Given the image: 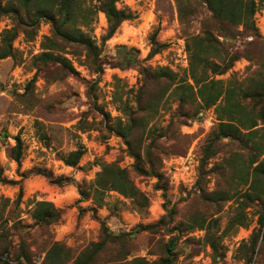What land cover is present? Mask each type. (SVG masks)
Returning a JSON list of instances; mask_svg holds the SVG:
<instances>
[{"label": "rangeland", "instance_id": "374dc122", "mask_svg": "<svg viewBox=\"0 0 264 264\" xmlns=\"http://www.w3.org/2000/svg\"><path fill=\"white\" fill-rule=\"evenodd\" d=\"M263 2L255 0L253 27H248L214 18L202 0H122L118 8H125L134 17L122 21L114 34L103 42L108 26L105 14L95 12V0H80L81 7L90 11L82 22L87 24L81 27L96 43L98 56L91 57L78 44H66L57 39L63 49L54 53L66 57L72 71L63 65L44 68L36 59L43 51V39L53 37L49 21L41 20L33 32L25 35L19 30L15 17L1 16L0 51L4 30L11 27L18 30L12 40V56L0 58V167L3 177L19 181L13 185L0 182V197L9 199L5 216L11 218L7 224L11 244L19 245L17 223L21 222L24 227L32 225L30 213L34 201L47 200L63 209V213L60 220L45 231H38L36 227L30 229L31 238L25 239L33 245L34 251L42 238L50 237L77 254L101 239L100 221L104 220L113 234L128 233L122 246H116L121 253L129 252L130 258L155 259L159 246L171 236L163 227H177L180 223V227H189L187 222L192 213L200 217L198 224L202 220L205 225L211 223V230L219 239L218 254L215 255L204 241L205 227L183 230L176 244V264H264V225L260 229L258 225V212L264 213V199L256 208L247 207V225L236 227L229 225L235 214L233 199L222 203L217 211L212 204L200 203L196 197L201 192L198 182L203 185L202 189L213 190L212 167L216 161L230 153L247 154L248 147L223 136L224 150L209 157L204 167L206 173L203 171L202 175L200 161L204 148L217 135L219 109L217 104L200 108V100L195 96L190 100L194 105L181 103L183 91L177 86L187 82L193 85L186 47L191 36L206 31L218 40L227 60L233 55L237 58L225 72L212 74L208 69L203 77L221 79L225 85L230 77L247 83L253 76L252 71L263 70ZM155 44L163 47L150 55ZM122 46L124 48H120ZM213 53L217 52L211 51L209 61L220 63V56ZM93 59L101 63L100 72H96ZM37 65L43 69L39 70ZM142 68H165L175 79L164 92L166 86L161 83L159 91L162 93L151 112H143L142 151L150 142L153 146L148 148L151 157L143 158L141 164L149 170L151 160L155 170L162 173L160 179L135 170L126 142L116 133L118 119L125 123L139 108L136 95L143 82ZM34 77L32 87H27ZM196 90L194 87L193 91ZM260 109L258 107L256 113ZM260 112L262 116L252 129L257 130L255 135L263 151L259 158L264 160V113ZM146 120L149 121L146 123ZM16 136L22 140L19 165L10 157ZM78 147L84 150L79 162L75 166L65 165L61 156ZM104 163L126 168L136 187L148 199L147 204L138 206L116 191H107L106 202L97 208L99 220L90 210L80 212L79 207L94 204L91 199L79 200L77 184L84 183L88 189ZM54 177L70 180L58 186L49 182ZM156 185L164 186L165 195ZM20 191L21 198L17 201ZM165 206H174L176 214L171 220L164 219L158 224L165 214ZM143 226L150 229L142 230ZM193 227H197L196 222ZM256 230L260 238L251 261L247 262L249 251L244 245L241 248V244H247ZM116 253L112 251L98 257L97 264H114L108 259L119 255ZM43 255L36 254L34 264H40Z\"/></svg>", "mask_w": 264, "mask_h": 264}, {"label": "trees", "instance_id": "16d2710c", "mask_svg": "<svg viewBox=\"0 0 264 264\" xmlns=\"http://www.w3.org/2000/svg\"><path fill=\"white\" fill-rule=\"evenodd\" d=\"M0 0V17L3 15H11L15 17L22 32L27 35L36 29L41 20H46L51 23V33L53 37H45L42 41V49L36 59L44 68L55 67L63 65L68 71L73 68L68 59L60 52L63 49L57 41L61 40L66 44H78L83 47L87 54L91 57L98 56V47L90 35L82 29L81 25L84 17L88 14L89 9L81 7L80 0H6L2 3ZM97 2L96 11H101L105 14L107 19V30L103 36L102 41L109 39L117 30L119 25L124 20H131L134 16L125 8H118L117 4L122 0H95ZM209 10L211 15L218 20H225L231 24L247 25L253 27L252 15L256 10L255 0H202ZM32 28V30H31ZM18 30L15 27L5 29L1 40L0 58L12 56V40L17 36ZM191 42L187 44L186 50L188 52V64L191 74L192 83H181L177 86L182 88L183 95H181V103L193 104L195 97L200 100V108L206 109L212 105L217 104L219 109L220 122L218 123L217 135L204 148L203 159L200 161V173L203 175L204 167L209 157L213 156L219 151L224 150V145L221 143L223 136L231 140L241 142L248 147L247 154L230 153L223 155L220 161H216L213 165V177L215 185L212 191H206L202 184L198 182L201 192L196 195L198 201L205 203L208 206L213 205L214 209L218 211L221 204L233 199L235 206V214L230 219V226H245L247 225L245 209L249 206L257 207L261 205L264 200V160L260 159L262 154L261 141L255 135L257 130L252 129L257 125V119L260 118L261 112L264 113V69L260 71L251 72V76L247 83L238 81L230 77L224 81L221 79L208 78L205 74L208 69L212 74H221L231 67L237 55L229 57L225 54L223 48H219L218 40L206 31L202 34H196L190 37ZM154 42V41H153ZM163 45H156L152 47L150 55L158 52ZM120 48H124L123 46ZM211 51L215 56L218 54L222 61L220 63L209 61ZM251 58V55L247 53ZM98 59V58H97ZM93 64L96 66V72H100L101 63L93 59ZM264 65V58L262 60ZM39 70L41 66L37 65ZM143 82L137 90L136 101L139 108L125 123L118 119L116 124V133L126 142L130 155L134 158V168L139 174L155 175L160 179L162 173L155 170L149 160L146 170L141 164V161L146 156L151 157V152L148 148L153 144L148 143L142 151L143 134L145 131V115L144 111L150 113L154 103L159 99V91L161 83L166 87H162L163 92L167 87L175 82L174 74L165 68L151 69L142 68ZM201 73V76L198 75ZM36 77L27 83V87H32ZM168 83V84H167ZM197 87L196 92L193 88ZM195 96L191 99V97ZM189 99V100H188ZM260 111L256 113L257 108ZM129 108V107H128ZM134 114V115H133ZM225 119H224V118ZM149 120H146V123ZM81 126V125H80ZM243 130H247L244 132ZM84 150L81 147L71 150L65 155L61 156V160L67 166H75ZM10 157L18 165L22 157V140L19 136L15 137V144L11 148ZM204 173H206L204 171ZM50 178V175L44 174ZM203 180V176H201ZM70 179L65 177H54L49 179V182L58 186L64 185ZM0 182L7 184H18L19 181L9 180L2 176V169L0 167ZM157 188L162 189L165 195L164 186L156 185ZM80 194V201L91 199L93 206L87 208H80V212L90 210L92 216L97 218V208L101 207L105 201V193L107 191H116L118 194L132 199L138 206L146 205L148 199L136 187L129 171L122 168L116 163H104L95 174L94 179L86 189L84 183L77 184ZM21 198V191L18 194L17 201ZM263 200V201H262ZM257 201V203H256ZM261 201V202H260ZM9 199L0 197V264H34V256L43 253V259L40 264H97L98 257L108 254L112 251H117L116 257H109V263L114 264H176L178 259V252L176 251L177 240L180 237V232L183 230L204 229L207 230L205 242L208 243L216 255L219 248V239L211 230V223L204 224L202 220L199 224L197 221L200 217L196 214H189V227H163L171 234L169 239L159 246L156 251L158 257L155 259H148L146 257H132L129 252L121 253L116 248L117 245L122 246V242L128 233L113 234L105 225L104 220L100 221L101 239L93 243L90 248H86L77 254L71 253L70 249L62 242L44 237L39 242L35 251L31 249V243H27L25 238H31V228L36 227L38 231H45L49 225L58 222L62 216L63 209L57 208L52 202L47 200L34 201L30 213L33 219L30 227H24L21 222L17 223L16 235L19 239V245L13 246L9 240L10 227H7L10 217H6V208ZM260 202V203H258ZM165 214L161 216L158 224L161 222L171 220L175 214V207L168 208L165 206ZM259 229L264 225V213L258 212ZM99 220V219H98ZM196 222L197 227H193ZM165 223V222H164ZM199 226V227H198ZM142 230L150 229L148 226L141 227ZM155 230L159 227H153ZM258 229V230H259ZM254 231L247 244H241L248 248V255L246 261L250 262L252 254L255 251L260 232ZM42 236H44L42 234ZM179 236V237H178ZM32 240V239H31ZM103 253V254H102ZM121 253V254H120ZM151 253H153L151 251ZM105 256V255H104ZM106 260V259H105ZM107 261V260H106Z\"/></svg>", "mask_w": 264, "mask_h": 264}, {"label": "built area", "instance_id": "2783aa9c", "mask_svg": "<svg viewBox=\"0 0 264 264\" xmlns=\"http://www.w3.org/2000/svg\"><path fill=\"white\" fill-rule=\"evenodd\" d=\"M263 5H264V2H263ZM262 12L264 13V8L262 9Z\"/></svg>", "mask_w": 264, "mask_h": 264}]
</instances>
